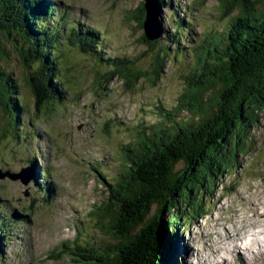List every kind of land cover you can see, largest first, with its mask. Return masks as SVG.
<instances>
[{
	"label": "trees",
	"instance_id": "obj_1",
	"mask_svg": "<svg viewBox=\"0 0 264 264\" xmlns=\"http://www.w3.org/2000/svg\"><path fill=\"white\" fill-rule=\"evenodd\" d=\"M156 2L170 16L167 25L158 17L160 33L153 40L142 34L148 49L156 51L152 84L171 59L189 54L193 61L180 75L184 85L172 104L158 102L147 116L128 123L107 118L108 128L128 138L115 164L96 159L89 165L105 196L91 203L84 219L100 238L61 242L60 255L67 253L71 264H179L182 229L213 212L218 188L231 189L225 178L254 147L251 130L264 117V0H220L222 27L205 30L195 42L188 34L189 16L179 17L173 0ZM130 17L143 28V1ZM101 37L52 0H0V132L19 139L25 114L11 60L21 66L22 85L37 97V114L64 101L63 71L69 69L71 48L100 69L93 74L102 88L117 77L131 88L147 76L136 57L105 51L107 36ZM32 189V206L48 202L53 192L46 182ZM15 222L0 208V258Z\"/></svg>",
	"mask_w": 264,
	"mask_h": 264
},
{
	"label": "rangeland",
	"instance_id": "obj_2",
	"mask_svg": "<svg viewBox=\"0 0 264 264\" xmlns=\"http://www.w3.org/2000/svg\"><path fill=\"white\" fill-rule=\"evenodd\" d=\"M53 1L69 18L94 29L101 38L107 36L105 51L136 57L137 66L147 76L142 75L131 88L118 77L102 88L93 74L100 69L71 48L66 59L69 69L63 71L64 101L37 114V97L22 85L20 64L9 62L24 92L25 114L21 130L16 131L19 139L0 132V208L16 221L12 237L2 245L0 264H71L67 253L60 255L61 242L69 240L72 245L75 239L100 238L84 219L91 203L105 196L101 179L89 165L96 159L115 164L128 138L111 125L108 128L107 118L128 123L139 115L147 116L158 102L172 104L184 85L180 75L193 61L189 54L171 59L161 79L152 84L149 76L156 51L148 49L142 40L144 29L130 17L143 0ZM173 2L179 6V17L189 16L188 34L194 42L203 39L205 30L218 31L223 25L220 0ZM160 9L159 16L167 25L169 11ZM251 134L254 147L243 156L237 172L225 178L231 189L223 192L218 188L212 197L213 212L198 225L182 229L179 264H200L201 260L205 264H264L263 241L248 240L249 247L241 249L244 256L238 248L233 250L243 234L254 229H260L263 234L257 237L264 238V117ZM46 171L49 174L42 180L41 173ZM7 172H23L28 183L10 179ZM41 182L53 187L52 196L48 202L32 206L29 193ZM253 249L256 253L250 252Z\"/></svg>",
	"mask_w": 264,
	"mask_h": 264
},
{
	"label": "water",
	"instance_id": "obj_3",
	"mask_svg": "<svg viewBox=\"0 0 264 264\" xmlns=\"http://www.w3.org/2000/svg\"><path fill=\"white\" fill-rule=\"evenodd\" d=\"M143 6L145 9V20L143 24L144 34L148 40H153L154 38L157 37L153 32L157 34L160 33V24L158 21V15L161 13V9L157 4L156 0H143ZM6 176H8L12 180H20V182L24 185L28 183V179L23 176V172L22 173L7 172Z\"/></svg>",
	"mask_w": 264,
	"mask_h": 264
},
{
	"label": "bare ground",
	"instance_id": "obj_4",
	"mask_svg": "<svg viewBox=\"0 0 264 264\" xmlns=\"http://www.w3.org/2000/svg\"><path fill=\"white\" fill-rule=\"evenodd\" d=\"M158 17H159V15H158ZM135 20V19H134ZM153 33H155V32H153ZM115 58V57H114ZM97 59V58H96ZM107 61V60H106ZM113 61H115V60H113ZM119 61V60H118ZM33 163V162H32ZM31 164V163H30ZM32 165H34V163L32 164ZM34 167H35V165H34ZM51 188H52V186H50ZM260 233H262V231L260 230V229H254L253 231H249V233H246V234H243V236L240 238L241 240H239V241H241L239 244H237V243H235L236 244V246H234L233 247V250L234 251H236L237 252V248H238V250H239V252L241 253V255L242 256H244L242 253L243 252H241V249H243V250H246L247 249V247H249V246H247L248 245V240H258V241H263L264 242V238H258L257 237V235H259ZM263 234V233H262ZM230 238H234V235H232V236H230ZM246 248V249H245ZM262 249V248H261ZM242 250V251H243ZM258 250V249H257ZM246 252H248V250L246 251ZM250 252H255L256 253V251L253 249V250H250ZM247 257V256H246ZM180 259V258H179ZM200 264H205L204 263V261L203 260H201V263ZM244 264V263H243Z\"/></svg>",
	"mask_w": 264,
	"mask_h": 264
}]
</instances>
